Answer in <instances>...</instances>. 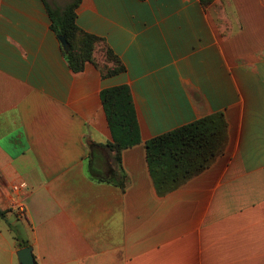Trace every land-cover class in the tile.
<instances>
[{
    "label": "crops",
    "instance_id": "0c3cea01",
    "mask_svg": "<svg viewBox=\"0 0 264 264\" xmlns=\"http://www.w3.org/2000/svg\"><path fill=\"white\" fill-rule=\"evenodd\" d=\"M70 1L0 0V264H18L11 227L36 264H264V0H81L76 23L100 41L79 72L45 7ZM119 85L140 129L124 189L88 172L90 153L114 166L100 92ZM214 112L222 151L158 195L146 140Z\"/></svg>",
    "mask_w": 264,
    "mask_h": 264
},
{
    "label": "trees",
    "instance_id": "16d2710c",
    "mask_svg": "<svg viewBox=\"0 0 264 264\" xmlns=\"http://www.w3.org/2000/svg\"><path fill=\"white\" fill-rule=\"evenodd\" d=\"M81 0H71L63 7H45L51 20V29L63 36L68 48L62 54L73 72H79L86 62L93 61V52L100 38L82 30L76 23V9ZM203 5L211 0H201ZM112 62L106 75L118 73L123 67L108 49L103 54ZM103 109L112 135V141L104 147L113 152V168L104 174L98 169L90 153L88 172L93 179L105 181L124 189L127 173L122 165L121 152L124 148L140 142V129L127 86L104 88L100 92ZM226 141V121L222 112H214L171 131L156 135L145 142L149 173L158 195H164L179 187L190 177L207 168L222 151ZM0 210V217H3ZM18 240V230L12 228ZM19 246L28 245L26 239L18 240Z\"/></svg>",
    "mask_w": 264,
    "mask_h": 264
},
{
    "label": "built area",
    "instance_id": "2783aa9c",
    "mask_svg": "<svg viewBox=\"0 0 264 264\" xmlns=\"http://www.w3.org/2000/svg\"><path fill=\"white\" fill-rule=\"evenodd\" d=\"M12 190L15 195L11 198L9 208L14 210L18 217H24L26 213V207L24 204V198L27 195V187L24 183L12 185Z\"/></svg>",
    "mask_w": 264,
    "mask_h": 264
},
{
    "label": "water",
    "instance_id": "95a60500",
    "mask_svg": "<svg viewBox=\"0 0 264 264\" xmlns=\"http://www.w3.org/2000/svg\"><path fill=\"white\" fill-rule=\"evenodd\" d=\"M58 39H59L62 49H67L68 45H67L65 38L63 36H58ZM16 258H17L18 264H36V261L33 257L31 245L20 247L16 251Z\"/></svg>",
    "mask_w": 264,
    "mask_h": 264
},
{
    "label": "rangeland",
    "instance_id": "374dc122",
    "mask_svg": "<svg viewBox=\"0 0 264 264\" xmlns=\"http://www.w3.org/2000/svg\"><path fill=\"white\" fill-rule=\"evenodd\" d=\"M1 225L3 226V227H5L6 228V224L4 223V222H2L1 221ZM14 237V236H13ZM15 239V238H14ZM23 238L19 235V237H18V240L20 241V240H22ZM16 241H18L17 239H15Z\"/></svg>",
    "mask_w": 264,
    "mask_h": 264
}]
</instances>
